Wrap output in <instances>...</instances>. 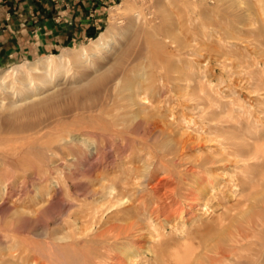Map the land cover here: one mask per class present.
<instances>
[{
	"label": "rangeland",
	"instance_id": "374dc122",
	"mask_svg": "<svg viewBox=\"0 0 264 264\" xmlns=\"http://www.w3.org/2000/svg\"><path fill=\"white\" fill-rule=\"evenodd\" d=\"M100 17L106 50L83 31L0 64V264H192L236 207L235 182L244 198L234 214L264 221V0H116ZM64 51L61 70L39 65ZM28 96L40 109L10 128L9 106ZM225 138L237 144L233 161L260 158L208 175L202 164ZM20 214L37 222L10 230ZM236 225L248 241L222 243L230 258L217 264H261L264 232ZM20 248L29 259H15Z\"/></svg>",
	"mask_w": 264,
	"mask_h": 264
},
{
	"label": "crops",
	"instance_id": "0c3cea01",
	"mask_svg": "<svg viewBox=\"0 0 264 264\" xmlns=\"http://www.w3.org/2000/svg\"><path fill=\"white\" fill-rule=\"evenodd\" d=\"M116 0H0V64L59 50L98 29Z\"/></svg>",
	"mask_w": 264,
	"mask_h": 264
},
{
	"label": "bare ground",
	"instance_id": "6f19581e",
	"mask_svg": "<svg viewBox=\"0 0 264 264\" xmlns=\"http://www.w3.org/2000/svg\"><path fill=\"white\" fill-rule=\"evenodd\" d=\"M110 36V35H109ZM108 36V33L106 34V32L104 33H102L98 38H96V39H92V46L95 48V49H98V50H100V51H103V50H106L110 45H111V43H112V40L110 39V37ZM96 51V50H95ZM77 53L78 54H80V56L81 57H86V55H89V50L87 49V47L85 48V47H79L78 49H77ZM92 53H93V51H92ZM91 55V54H90ZM44 60V59H43ZM68 61H70V59H69V55H68V53H67V51H64L62 54H60V55H53L52 57H49V58H47V60L46 61H42V59L40 60V61H38V63H39V65L41 66H44L45 68H49V67H55L56 68V71H58V70H61L63 67V64H64V62H68ZM29 70H31V71H35L37 68H38V64L36 63V64H32V65H29ZM44 86H45V84H46V82H43L42 83ZM36 98H37V96H32V97H30V96H28V97H26L24 100H22V102H20V104H13L12 103V105H10L9 106V109L10 110H14L15 111V115L14 116H12L11 118H9L8 120H7V123L10 125V128H13V129H17V130H23V129H25V128H27L28 126L26 125V124H18L17 123V118H21V117H25V116H27V115H29V113H36V111H38V109H40V106H38V105H35V104H33V103H35V101H36ZM40 99V98H39ZM24 105H30V106H28L26 109H23V106ZM25 106V107H26ZM4 119V118H3ZM30 126H32V125H30ZM215 135V134H214ZM264 138V137H263ZM143 142V141H142ZM218 143L220 144V149L216 152V154H214V156H217V157H212V158H209V159H207V161L206 162H204L202 165L204 166V167H206V169L205 170H207V171H209L208 173V175H213L214 173H212L213 172V170H214V168L216 167L217 169H223V170H225L226 168H228L229 166L228 165H232V166H234V168L235 167H238V163H241V162H248V161H250L251 159H259L260 157L259 156H255V157H250L249 155V152L247 151V153H244V154H242V155H240L241 156V159L239 160V161H233L232 159H231V156H235V154H236V150H235V148L234 147H236L237 146V144L231 139V138H225V139H222V140H219L218 141ZM142 144V143H141ZM254 144H256V143H254ZM203 147V146H202ZM239 147H242V149H243V151H245L246 152V149L248 148V145L247 144H243L242 146H239ZM238 150V149H237ZM242 151V150H241ZM258 152V151H257ZM136 153H138V151H136ZM260 154V153H259ZM198 155V154H197ZM261 155V154H260ZM177 157H180V160L182 161V159L184 158V155L182 154V155H180V156H177ZM240 158V157H239ZM168 160V159H167ZM206 160V159H205ZM264 160V159H263ZM169 162V161H168ZM183 162V161H182ZM180 163V162H179ZM255 163V162H254ZM256 164H258V163H256ZM182 166V165H181ZM261 166V165H260ZM180 167V166H179ZM239 168H240V166H239ZM199 169V168H198ZM245 169V168H244ZM195 170H197V169H195ZM199 171V170H198ZM200 172V171H199ZM220 172V171H219ZM219 172H217V173H219ZM195 173H196V171H195ZM205 173V172H204ZM206 174V173H205ZM239 174V173H238ZM237 174V175H238ZM243 174V173H242ZM176 175V174H175ZM189 175V174H188ZM200 175H202V174H192V177H194V178H196V179H199L201 176ZM219 175V174H218ZM221 175V174H220ZM233 176H234V174H232ZM240 175V174H239ZM203 177H204V175H202ZM215 176V175H214ZM232 176V177H233ZM190 177V176H189ZM192 177L190 178V180L192 179ZM226 177V176H225ZM235 177V176H234ZM233 177V178H234ZM247 177V176H246ZM212 178V177H211ZM237 178V177H236ZM241 178V177H240ZM239 178V179H240ZM214 179H218L217 177H214ZM224 179L225 178H223V177H220V180H219V182H220V184H222V182H224ZM245 179V178H244ZM186 180V179H185ZM236 179H233L232 181H235ZM184 181V180H183ZM246 181H249V179L248 180H246ZM188 182H189V180H188ZM191 182V181H190ZM198 182V181H197ZM243 182V181H242ZM192 183V182H191ZM245 183V182H244ZM244 183H243V185H244ZM185 184H186V182H185ZM195 184V183H194ZM228 184V183H227ZM242 184V183H241ZM190 185V184H189ZM188 185V186H189ZM193 185V184H192ZM196 185V184H195ZM223 185V184H222ZM247 185V184H246ZM249 185H250V183H249ZM187 186V185H186ZM221 186V185H220ZM225 186V185H224ZM224 186H223V188H224ZM242 186V185H241ZM245 186V185H244ZM239 187V184L238 183H234L233 184V189H231L232 190V199L233 200H236L237 202L235 203V208H228V214L227 215H224V216H221L220 218L218 217V215H217V217H218V219L220 220L219 221V227H220V230L214 235V236H212L211 238H210V240L208 241L207 240V242L205 243V245H204V251L205 252H203V253H206L204 256H198V258L195 260V261H192L193 263L192 264H217V261H218V259L220 258V257H222V258H226V259H228V257L230 256V253H231V250L229 249H225L223 246H222V243H226L227 244V246L229 245V246H231L232 247V250L234 249V248H236V246H239V244H242L243 242H245V241H248V238H249V234H248V232L246 231V229H245V227L244 228H240L238 225H236V222L237 221H239V220H241V221H243V222H245V223H247L248 225H254V226H258V227H260L261 229H260V231L259 232H264V221H263V218H261L260 220H258L257 222L256 221H252L251 219H250V216H247V214H248V212H245V213H242L240 216L239 215H235L234 214V211H235V209L239 206L240 207V205L241 204H243V202H241V199H236L238 196H240V198L241 197H243L240 193H238V188ZM250 187V186H249ZM184 188V187H183ZM194 188H195V186H194ZM215 188H216V185H214V184H212L211 183V189L210 190H212V191H214L215 190ZM219 188V187H218ZM228 188V187H227ZM226 188V189H227ZM231 188V187H230ZM242 188V187H241ZM243 188H245V187H243ZM247 188V187H246ZM254 188H255V186L254 185H252L251 186V191L252 190H254ZM186 189H188V188H186ZM221 189V188H220ZM225 189V188H224ZM225 189V190H226ZM248 189V188H247ZM189 190V189H188ZM187 190V191H188ZM190 190H191V188H190ZM239 190H241V189H239ZM186 191V192H187ZM200 191V190H199ZM223 192V191H222ZM242 192V191H241ZM181 193V192H180ZM212 193V192H211ZM217 193V192H216ZM224 193V192H223ZM222 193V194H223ZM226 193V192H225ZM244 193H246V192H244ZM186 194V193H185ZM187 194H189V193H187ZM213 194V193H212ZM219 194V196H221L220 194L221 193H218ZM248 194V193H247ZM184 195V194H183ZM185 196V195H184ZM223 196V195H222ZM180 197V196H179ZM182 197V196H181ZM186 197V196H185ZM188 197V196H187ZM208 197V196H207ZM184 198V197H183ZM215 198V196L213 197V199ZM220 198V197H219ZM244 198V197H243ZM255 197L253 196V199H254ZM206 199V198H205ZM210 199H212V198H210ZM228 199H229V197H228V194H227V196H224V198L222 199V200H220V205H221V207H222V205L224 206V204L226 203V202H228ZM183 200H185V199H183ZM190 200H191V198H190ZM189 200V201H190ZM187 200H185V202H186ZM188 201V202H189ZM207 201V200H206ZM230 201V200H229ZM249 201V198H246V200H245V202H248ZM199 202V201H198ZM207 202H210V201H207ZM206 202V203H207ZM231 202V201H230ZM244 202V205H246V203ZM200 203V202H199ZM202 203H203V201H202ZM232 203V202H231ZM234 203H232V204H234ZM188 204V203H187ZM210 204V203H209ZM194 205V204H193ZM192 205V206H193ZM227 205V204H226ZM215 206V205H214ZM202 207V206H201ZM200 207V208H201ZM210 207V206H209ZM213 207V206H212ZM220 207V208H221ZM228 207V206H227ZM203 208H204V206H203ZM213 208H215V207H213ZM213 208L211 209L212 211H213ZM219 208V209H220ZM198 209V208H197ZM216 209H218V208H216ZM203 211H204V209H202ZM208 210H210V209H208ZM206 211V210H205ZM220 212V211H219ZM262 212V211H261ZM208 213V212H207ZM129 214V213H128ZM203 214V213H202ZM212 214V213H211ZM214 214V213H213ZM243 215V217H241ZM209 216V215H208ZM214 217V216H213ZM216 217V216H215ZM214 217V218H215ZM209 218V217H208ZM227 220H229V222L228 223H226L227 222ZM32 223V222H37L36 221V219L35 218H29V217H25L24 215H17L16 216V218H15V220H14V222H12L10 225H7V227H9L10 228V230H12V231H19V230H21V231H24L25 229H24V227H26L25 226V224H27V223ZM210 222H212V220L210 219ZM50 223V222H49ZM109 223V222H108ZM111 224V223H110ZM135 224V223H134ZM137 224V223H136ZM210 224V223H209ZM13 225H14V227H13ZM38 225V224H37ZM36 225V226H37ZM112 225V224H111ZM133 225V224H132ZM130 226V225H129ZM135 226V225H134ZM175 226V225H174ZM185 226V225H184ZM218 226V225H217ZM244 226V225H243ZM210 227V226H209ZM209 227H207V228H209ZM214 227L216 228V226L214 225ZM131 228H132V226H131ZM175 228V227H174ZM207 228H206V230H207ZM218 228V227H217ZM249 228V227H248ZM119 228H118V226H111V227H109V228H107L106 230L104 229L103 230V232H98V234L100 233V235H98V236H102V237H106L107 235H109L110 233H112L113 231H115V230H118ZM176 229V228H175ZM180 229V228H179ZM211 229H212V226H211ZM214 229V228H213ZM212 229V230H213ZM252 229V228H251ZM127 230V229H126ZM126 230L124 231V232H126ZM184 230V229H183ZM182 230V231H183ZM194 230H195V228H194ZM181 231V230H180ZM188 231V230H187ZM208 231H211V230H208ZM256 231H258L257 229H256ZM25 232V231H24ZM128 232V231H127ZM193 232V231H192ZM196 232V231H195ZM200 232V231H199ZM4 233H6V232H4ZM179 234H180V232H178ZM194 233V232H193ZM203 232H201V234H202ZM121 233H119V235H120ZM182 234V233H181ZM180 234V235H181ZM184 234V233H183ZM182 234V235H183ZM186 234H188V233H186ZM185 234V235H186ZM4 237H7V236H5L4 234H2ZM1 234H0V240H1V237H3ZM43 235H44V233H43ZM179 235V236H180ZM185 235H183V236H185ZM190 235H192V234H190ZM199 235V234H198ZM127 236H128V234H127ZM182 236V237H183ZM201 236H204V235H201ZM101 238V237H100ZM182 239V238H181ZM189 239V238H188ZM199 239H200V237H199ZM191 240V239H190ZM192 240H194L193 238H192ZM202 240V239H201ZM200 240V241H201ZM255 241V240H254ZM109 242V241H108ZM256 242H258V241H256ZM251 243V242H250ZM255 243V242H254ZM253 243V244H254ZM260 243V242H259ZM244 244V243H243ZM249 243H247V245H248ZM246 245V244H245ZM245 245H243V246H245ZM255 245V244H254ZM30 246V245H29ZM226 246V245H225ZM228 246V247H229ZM242 246V245H241ZM239 247V248H241L242 249V247ZM249 246V245H248ZM248 248V247H247ZM257 249V248H256ZM20 251H19V254H17L16 255V260H20V261H22V260H27V259H29V257L27 258V259H23L24 258V256H25V254L24 255H22L23 254V251H22V249L20 248L19 249ZM25 250H27V249H25ZM236 250H238V249H236ZM248 250V249H247ZM260 250V249H259ZM29 251V250H28ZM246 251V250H245ZM257 251V250H256ZM24 252H26V251H24ZM259 252V251H258ZM235 253V252H234ZM250 253V252H249ZM14 254V253H13ZM238 254V253H237ZM260 254V253H259ZM29 255V254H28ZM199 255V254H198ZM23 257V258H22ZM230 258V257H229ZM232 258V257H231ZM257 258V257H256ZM260 259V258H259ZM262 259V258H261ZM199 260H203V262L202 263H199L198 261ZM31 260H29V262H30ZM261 264H264V256H263V259H262V263Z\"/></svg>",
	"mask_w": 264,
	"mask_h": 264
},
{
	"label": "trees",
	"instance_id": "16d2710c",
	"mask_svg": "<svg viewBox=\"0 0 264 264\" xmlns=\"http://www.w3.org/2000/svg\"><path fill=\"white\" fill-rule=\"evenodd\" d=\"M89 37L93 38V39H96L98 37V35H97L96 32H92V33H89Z\"/></svg>",
	"mask_w": 264,
	"mask_h": 264
}]
</instances>
